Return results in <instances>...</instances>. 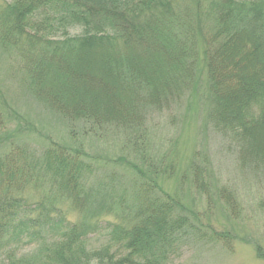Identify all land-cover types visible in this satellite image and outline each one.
<instances>
[{
	"label": "trees",
	"instance_id": "1",
	"mask_svg": "<svg viewBox=\"0 0 264 264\" xmlns=\"http://www.w3.org/2000/svg\"><path fill=\"white\" fill-rule=\"evenodd\" d=\"M7 8L0 42L19 54L35 98L68 121L125 135L133 158L148 166L143 109L171 111L201 87L211 127L230 136L243 167L264 176V0H12ZM3 125L0 114V131ZM83 160L54 143L36 156L18 145L0 151L3 264H167L165 243L186 221L174 199L149 195L153 184L135 159L126 162L139 180L136 195L146 216L127 228L106 225L99 249L86 250L89 230L51 201L43 210L41 201L22 195L25 188L44 189L47 199L64 197L80 209L93 174ZM218 197L235 215L231 193L219 189ZM37 210L42 214L34 216ZM101 230L96 224L90 232ZM36 236L33 260L16 257L13 247ZM255 251L264 264V250L255 245Z\"/></svg>",
	"mask_w": 264,
	"mask_h": 264
},
{
	"label": "rangeland",
	"instance_id": "2",
	"mask_svg": "<svg viewBox=\"0 0 264 264\" xmlns=\"http://www.w3.org/2000/svg\"><path fill=\"white\" fill-rule=\"evenodd\" d=\"M11 1L0 0V33L9 24L7 5ZM202 22L210 31L211 24L206 19ZM78 31L76 27L70 29L74 34ZM25 76L19 54L0 42V114L4 122L0 151L18 145L36 156L54 143L70 152L78 151L89 163L93 174L88 178L89 193L80 209L64 197L47 199L44 189L25 188L22 192L29 202L41 201L43 210L51 201L67 220L83 227V232L89 230L83 240L86 250L99 249L106 243V225L127 228L146 216L136 195L139 180L126 162L135 159L144 170V178L153 184L149 195L174 199L175 211L186 221L185 229L171 234L165 243L167 264H263L255 245L264 250V176L252 172L247 164L243 167L230 136L211 127L203 88H197L191 96L184 95L171 111L143 109L149 160L146 166L133 158L125 135L109 127L92 130L83 121H68L35 98ZM199 80L206 84L202 75ZM193 171L200 176V189L193 181ZM104 184L107 186L100 192L92 189ZM219 189L233 196L235 215L218 197ZM38 213L32 212L34 216L42 214ZM96 224L102 230L90 232ZM220 233L228 235L231 242L219 240ZM40 242L38 236L31 237L15 245L13 252L16 257L33 260L30 256ZM5 255L0 252V264L6 262Z\"/></svg>",
	"mask_w": 264,
	"mask_h": 264
}]
</instances>
